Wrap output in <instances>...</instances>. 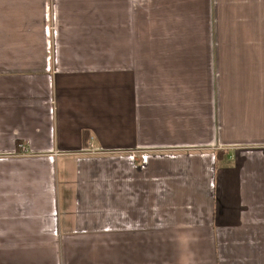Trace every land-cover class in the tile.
Returning <instances> with one entry per match:
<instances>
[{"label": "crops", "instance_id": "1", "mask_svg": "<svg viewBox=\"0 0 264 264\" xmlns=\"http://www.w3.org/2000/svg\"><path fill=\"white\" fill-rule=\"evenodd\" d=\"M0 264H264V0H0Z\"/></svg>", "mask_w": 264, "mask_h": 264}, {"label": "rangeland", "instance_id": "2", "mask_svg": "<svg viewBox=\"0 0 264 264\" xmlns=\"http://www.w3.org/2000/svg\"><path fill=\"white\" fill-rule=\"evenodd\" d=\"M89 154H90V155H103L102 153H95V152H94V153H90V152H89Z\"/></svg>", "mask_w": 264, "mask_h": 264}, {"label": "built area", "instance_id": "3", "mask_svg": "<svg viewBox=\"0 0 264 264\" xmlns=\"http://www.w3.org/2000/svg\"><path fill=\"white\" fill-rule=\"evenodd\" d=\"M92 151H93V150H91L90 153H93ZM95 153H105V152H95Z\"/></svg>", "mask_w": 264, "mask_h": 264}]
</instances>
